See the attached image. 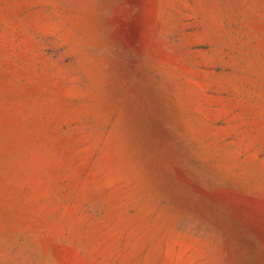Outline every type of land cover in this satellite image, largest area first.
<instances>
[{
    "label": "rangeland",
    "instance_id": "374dc122",
    "mask_svg": "<svg viewBox=\"0 0 264 264\" xmlns=\"http://www.w3.org/2000/svg\"><path fill=\"white\" fill-rule=\"evenodd\" d=\"M0 264H264V0H0Z\"/></svg>",
    "mask_w": 264,
    "mask_h": 264
}]
</instances>
